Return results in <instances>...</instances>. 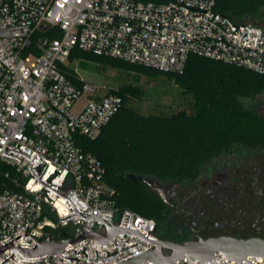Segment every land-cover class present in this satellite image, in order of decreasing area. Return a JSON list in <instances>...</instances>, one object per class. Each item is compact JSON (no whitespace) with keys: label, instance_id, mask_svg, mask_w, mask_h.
I'll return each instance as SVG.
<instances>
[{"label":"built area","instance_id":"obj_1","mask_svg":"<svg viewBox=\"0 0 264 264\" xmlns=\"http://www.w3.org/2000/svg\"><path fill=\"white\" fill-rule=\"evenodd\" d=\"M210 11H219L217 0H0V163L15 166L25 178L20 190L0 192V247L21 235L15 246L34 249L37 241L27 236L28 225L30 235L53 243L76 239L87 229L107 232L106 223L79 214L63 220L75 213L72 203L35 182L24 154L18 158L4 153L7 146L19 149L18 143L33 151L32 158L36 155L33 166L49 163L43 180L60 183L61 190L75 189L71 198L80 210L111 215L118 225L128 214V227L156 234L155 218L117 205L116 191L105 181V165L84 146L86 138L100 136L122 107L123 97L104 85L74 80L64 67L79 48L163 71L182 72L189 57L197 54L264 74V30L247 33L250 28L240 25L264 29V23L235 20L220 10L240 25L234 32L237 26ZM43 24L48 28L42 29ZM126 240L138 244L98 264H115L154 246L129 233H119L106 245L88 236L69 242L63 251L78 254L80 260L54 253L28 257L9 247L0 254V264H97L96 259L87 261L84 247L88 258H97L96 250L102 258L107 251H118L116 243L120 250L127 247ZM187 257L183 254L174 264H184ZM214 257L218 262L212 258V264H229L220 251ZM247 259L264 264L263 256ZM189 262L201 264L193 255ZM241 264L248 262L241 259Z\"/></svg>","mask_w":264,"mask_h":264},{"label":"trees","instance_id":"obj_2","mask_svg":"<svg viewBox=\"0 0 264 264\" xmlns=\"http://www.w3.org/2000/svg\"><path fill=\"white\" fill-rule=\"evenodd\" d=\"M217 8L232 19L242 20L260 15L264 0H217ZM76 50L84 51L75 48L72 53ZM143 66L176 76L194 96V114H142L118 92L123 97L122 107L100 136L86 138L84 146L105 165V181L115 189L121 209L163 224L168 219L166 202L144 180H133L129 174L162 185L184 182L196 178L208 163L224 154L264 149V115L246 104L247 99L264 92V74L197 54L189 57L182 72ZM24 179L15 166L0 163V192L20 190Z\"/></svg>","mask_w":264,"mask_h":264},{"label":"flooded vegetation","instance_id":"obj_3","mask_svg":"<svg viewBox=\"0 0 264 264\" xmlns=\"http://www.w3.org/2000/svg\"><path fill=\"white\" fill-rule=\"evenodd\" d=\"M165 186L168 218L171 213L177 226L191 233L181 241L162 238L176 242L217 235L264 238V158L258 154L246 149L224 154L196 178Z\"/></svg>","mask_w":264,"mask_h":264},{"label":"water","instance_id":"obj_4","mask_svg":"<svg viewBox=\"0 0 264 264\" xmlns=\"http://www.w3.org/2000/svg\"><path fill=\"white\" fill-rule=\"evenodd\" d=\"M194 8H196V7H194ZM197 9H200V8H197ZM201 10H204V9H201ZM204 11H208V10H204ZM219 11L218 12L210 11V12L217 13V14L227 18V16L220 13ZM227 20L229 21V25L237 26L236 29L234 30V32L238 29V27L240 25L250 28L247 31V33L250 30H260V32L264 30V29H261L260 27L251 28V27H249L247 25H243V24H240V25L232 24L228 18H227ZM46 28H48V26L46 24H43L42 29H46ZM260 32H259V37H260ZM244 36L242 37V39L248 41V39L244 38ZM259 37H258V41H259ZM258 41H257V45H258ZM17 146L19 147V149L7 146L6 151L4 153H7L9 155H12V156H15L18 158H20L24 154L26 157H28L29 165H31V168H32V175L35 176V178H36L35 182L41 183L44 186V189H43L44 191L47 192L48 189L52 190L58 196H64L67 199L68 203H72L73 208H71V210L72 211L74 210L75 213L62 218L63 220L79 214L80 216L84 217L87 220L93 218V219H97L99 221L106 223L107 232H106V234H101L98 231L87 229L85 232H83L81 235H79L76 239H67L63 242L53 243V242L46 241V240H38L37 238L30 235L29 231L31 229V226L28 225L27 230H26V234H27V236L32 237L37 241V245L35 246V248L31 249L28 247L15 246L14 240L21 237V235H19L18 237L14 238L11 241L7 242L6 244L2 245L0 247V254L2 252H4L7 248L11 247L15 252L20 251L24 256H28V257L39 256V255H42L45 253H54V254H57L60 256L80 260V258H78V254H77V257L63 255V251L69 242L79 243L80 241H82L86 237L90 236V237L94 238V240L97 243L106 245L111 238L115 237L119 233H129L132 235H137V237L139 236V238H142L143 240L151 241L154 244V246L150 247L144 251H141L135 255H132L126 259H123V260H121L115 264H142L145 260H150V261L154 262V264L156 262H163V264H165V262H172L174 264V261H176L183 254H188L187 261L184 264H186L187 262L189 264H191L189 262V255H193L197 259H200L201 264L203 262H206L209 260H210V264H212V258L215 259L214 253L217 251H220L226 258L229 259V264H231V260H233V259L239 260V264H241V259L246 260L248 262V264H254V263H252V261L247 259L248 255L263 256L264 257V238L263 237H259V236L237 237V236H233V235H217V236H209V237H205V238L200 237L198 239H189V240H185L182 242H176V241L164 239V238L160 237L158 234H155L153 236L151 234L141 232L140 229H137L135 227H132V226L128 227L127 225H128L129 219H130V215H128V214H126L123 225H118L112 221L111 215L107 214V217H104V216H101V215L96 214V213H91L92 210H90V213L83 211V210H80L78 208L76 202L74 201V199L71 198L75 189L72 187L71 189L61 190V189H59L60 183L50 184L49 182L43 180L42 177H43L45 171L47 170L49 163L45 166L46 161L43 160L40 163L33 166L32 160L36 156L35 155L32 158V152L33 151H30V153H29V151L27 149L20 147L19 143L17 144ZM129 177L133 180H136L138 178L144 180L153 191H155L163 200H165L166 191L162 185H159V184L153 182L152 180H150L146 177H143V176L138 177L134 173L129 174ZM126 241H127V245H128L127 247L120 250L118 243H116L118 251L113 252L111 254L109 251H107L108 255H106L102 258H100L98 250H96L97 251V258H88L86 247H84L87 261L96 259V263L98 264V261H100L106 257H109L115 253H118L124 249H127V248H129L135 244H138V243H135L133 245H129L128 240H126ZM166 249H169L170 252L169 253L166 252ZM76 253H77V250H76ZM13 254L10 257H13ZM8 259H6L3 263H5Z\"/></svg>","mask_w":264,"mask_h":264},{"label":"rangeland","instance_id":"obj_5","mask_svg":"<svg viewBox=\"0 0 264 264\" xmlns=\"http://www.w3.org/2000/svg\"><path fill=\"white\" fill-rule=\"evenodd\" d=\"M244 21L264 23V8L257 16H248ZM66 73L76 81L86 80L108 88L129 98V106L142 114L154 116H181L194 114V96L186 92L179 79L170 74H161L140 64H133L95 55L87 51H74L64 67ZM247 105L258 113H264V92L247 99ZM264 158V149L252 151ZM229 159V156H226ZM162 185V184H159ZM163 187L167 188L165 185ZM156 234L160 237L181 241L191 231L177 226L170 213L163 224H157Z\"/></svg>","mask_w":264,"mask_h":264}]
</instances>
